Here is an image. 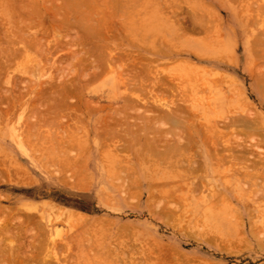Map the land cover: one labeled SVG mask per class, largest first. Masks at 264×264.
<instances>
[{
  "label": "rangeland",
  "instance_id": "374dc122",
  "mask_svg": "<svg viewBox=\"0 0 264 264\" xmlns=\"http://www.w3.org/2000/svg\"><path fill=\"white\" fill-rule=\"evenodd\" d=\"M36 1L0 0L1 40L4 41L7 34L10 35L9 30L6 31L4 29L6 25H9L7 27L13 35V38L8 36V40H16L18 38L17 34H13L12 25L10 26L8 21L18 20V16L19 21L25 16L26 18L29 15L35 16L36 13L33 12L38 8L39 3V7L41 5L42 7L36 11L42 9L45 13L39 11L37 17L40 15L43 18L35 23L38 24L45 18V21H43V23H47L44 26L45 28L47 27L45 31H47L46 33L49 31V37L46 34L48 37L46 38L52 39L54 43L55 40L53 38L55 37L53 36H58L59 34L55 33L52 26L53 21L59 22L64 20L62 17L67 19L69 17L71 22L77 19L91 23L90 14L96 11L94 14L98 15L97 11H99L100 18L104 13L106 14V21L109 22V25H118V28L114 29L115 33L117 31L121 38L123 35L126 39H129V43L126 42L128 45L124 44V51L146 55L147 58L153 61V67L158 73L166 78V82L176 87L178 92H180L179 89L181 90L179 95L176 94L177 97L174 96L177 99L179 98V100H174H177V103L180 102L182 106L185 105L190 108L191 116L194 117L193 121L196 124L195 129L200 130L202 135L204 123L210 119H212L211 123L217 120L218 123L222 122L220 124L222 125L223 120L224 122L226 120L225 123H227L229 117L235 118H233L232 114L235 116L239 112L245 113L247 111L254 113L253 115L256 113L254 120L257 115L263 119L260 114L264 116V101L261 97V88H263L262 84L264 83L259 80L262 83V87L257 84L260 78L257 72L260 71L261 73V70H264V44L261 47L253 46L252 50L248 48V44H252L255 39L260 38V32H263L261 30L264 29V13L257 15L256 10L260 7L262 8V5L264 6V0H244L242 3H246L245 5L240 4L239 0L238 2L237 0L236 2L235 0H106L107 3L106 1L104 3V0H95V9L92 11L94 7L91 8L90 13L87 12V8L92 7L93 2L88 7H86L88 5L87 2L85 3L86 6L81 7V4H84V0H79L81 2L79 5L77 0H74L73 4L71 0L67 2L62 0V5L60 0H56L57 2L55 0ZM30 2H34L33 6ZM75 2L77 3L75 4ZM68 3L70 4L69 6L72 4L74 7H68ZM44 4H46V7H44ZM48 4L53 6H48ZM20 5H31L32 8L29 7L28 9L27 7V11L26 7L22 9ZM75 6H78L79 9L78 7L75 8ZM209 8L212 9L211 12ZM247 8L251 9L252 17L245 18L243 16V11ZM53 9L58 12H54ZM20 10L25 11L21 12ZM82 10L87 12V14ZM193 11H196L195 15H197L195 20L201 14L204 15V18L209 17H207L209 19V25L207 24V26H210L208 28L210 32L207 30L194 33L190 30H181L180 26L185 25L184 21H187V25H190V18L194 15L192 14ZM24 12H29V15ZM88 13L90 15L88 16L89 18L87 17ZM17 14H25V16L21 17ZM232 15L235 19L231 18ZM201 18L203 19L202 15ZM31 19V17L30 19H23V22L31 21ZM33 19L31 22L35 21ZM198 19L201 20L200 17ZM94 20L97 21L96 17ZM123 22L124 26L122 27ZM204 22L206 24L207 19ZM132 23L137 24V26ZM25 25V28L30 27L29 24V27ZM47 25L52 27V29L50 30ZM7 27L5 28L7 29ZM38 28H33V31L30 29L29 33L27 31L23 32V27L19 28L18 31L23 34L22 37H25V39L29 37L30 39L36 36H43L42 30V33H40ZM12 29L16 31V28ZM34 29L37 32H34ZM72 29L69 32L70 35L77 30L73 31ZM111 30L110 33H114L113 29ZM71 31L73 32L71 33ZM4 34L6 35L4 36ZM43 34L45 37V33ZM74 34L72 36L78 37ZM261 37L264 40V36ZM62 46L64 47V44ZM69 46L70 48L64 47L63 49L62 47L63 50L60 48L59 51L58 48L54 49L55 51L52 50L50 53L41 51L42 56H40V51H37V53L33 51L34 49L28 51V53L23 50L19 51L21 55L18 53L19 56L16 58L11 56V58L13 57L11 60H15L12 61V64H9L10 66L3 68L4 71L7 68L5 72L3 70L2 73L0 72V104L2 105H0V118H2L0 119V225L1 223L3 225V222L8 220L9 215L15 230H19L22 227L20 224H25L24 229L28 233L25 230L23 241H26V244H30V242L35 244L37 242L38 248L41 245V249L37 251V253L39 252L37 259L38 257H43L46 259L43 260L45 262L49 260L48 263L51 262L50 264H264V200L259 199L261 198L258 197L259 192L254 191L253 186H250L253 181L251 184L249 182V185L247 179L242 176L244 181L246 180L242 182L243 180L241 179L243 178H239L240 172H235L236 169L234 170L237 166L236 164L233 169H229V166L221 165L222 167L220 166L221 168H219L224 173L228 168L225 174L222 171V173L213 171L212 169L215 167H208L207 176L202 175L200 172V177L202 176L204 184H202L204 187L201 190L203 195H205L204 197L201 195L202 192L194 195L190 190L189 192L191 193H187L188 189L185 188L182 192H184L186 197L182 198L179 195L181 199H175V196L172 195L174 197L168 199V196L166 197L160 190L162 188V190L172 188V183L177 180V177L175 176L176 180L173 177V180L171 179L172 175L165 174V172L170 170L166 164L167 162H165L167 159L166 155H162L161 158L165 157L162 160L167 165L168 171L161 159L160 163L163 164L161 165L163 167L154 164L157 160L154 161L153 159V163L152 155L151 160L149 159L150 161L144 159L148 163L141 158L140 162L142 160L144 162L142 165L136 160L138 156H136L135 151L141 150L142 154L143 152L146 153L143 147L145 148L144 143L147 142V139L150 137L152 139L153 137V140L157 141L159 139L158 141H160L165 134L163 131L169 130L170 124L164 126L160 122H156L157 120L152 119L153 116L149 121L144 122V119L139 114L133 111L132 115L130 111V116L132 117L128 121V126L131 125L130 129L132 132L129 137H125L121 141L132 143L134 152L132 148L127 151H119L120 158H117L115 155L116 150L112 148L114 145L110 144L109 147L99 144L98 137L95 136V134L97 135V130L95 131L96 122L94 124L95 119H102L106 112L108 114L110 112L115 113L116 106L123 103L121 92L124 88L120 87V90L115 91L111 89V72L109 73L111 75L108 74L109 76H101L84 82V87L81 88L85 93H83L85 96H81L83 99H92L102 106L107 104L104 111L99 110L96 112L91 110L90 112L93 113L90 115H79V119L76 122L72 121V117L70 118L71 120H66L64 117L58 116L56 121L58 123L52 124V126L48 124V121H41L36 113L30 112L31 104L36 100L35 97L38 99V95L42 94L41 91L49 87V83L54 84L63 79H71L74 77L73 73L84 66L73 57L79 54L76 53L80 49L76 51V47V50L72 51L73 47L71 46L73 45ZM20 47L22 49L23 46L19 45L18 48ZM1 53L3 52L1 51ZM33 53H37V57ZM22 54L25 55L22 56ZM42 57H44L43 60ZM202 60L205 61L202 62ZM14 74L16 78H19L15 80ZM256 75H258V79ZM42 83L41 87L44 86L43 88L40 87ZM74 89L75 93H77V89ZM6 91L14 100V103L11 102L16 105H11V102H9L10 98L9 100L7 99V102L1 100L3 96H8V94L3 95ZM86 91H88V95ZM19 92L21 100L19 99L18 103L17 98L19 96L17 94ZM156 92L160 93L161 90L156 89ZM92 93L95 94L93 95ZM226 93L233 94L226 97ZM74 95L73 97L71 96V102L77 101L76 96L78 94L75 97ZM241 96H244L246 101L245 99L242 100ZM41 97H43L41 102L43 103L44 101L45 103L44 96L41 95ZM164 97L167 99L173 98V96L169 95H164ZM1 102H6V106L5 103ZM110 104L112 105L109 106ZM7 106H9V110L13 107L11 109L13 114L9 115L10 111L2 110L4 107L7 109ZM38 106L36 105L35 107ZM42 106L43 104H40L39 107L41 108ZM24 107L26 108L24 109ZM92 107L94 106L92 105ZM143 107L141 106V108ZM1 111L7 115L4 114V116ZM231 112L233 113L231 114ZM240 114L237 118L241 117L242 119L245 117ZM247 114L245 113V115ZM249 115L253 117L252 114ZM138 116L140 117L137 119ZM251 119L253 120V118ZM90 120L93 121V125L89 124ZM257 120L258 122L260 121L256 117ZM198 121H200V125H197ZM36 122H39V124L28 127ZM78 123V127L82 128L81 130L75 128ZM140 123H146V125L141 126ZM256 124L255 127L257 129H254L251 134L255 133L254 131H256V134L261 131L259 133V136H261L264 132V125L260 129L259 124L257 126ZM222 126H220L221 128L217 127V129L224 130V127L226 129V126L223 128ZM236 126H238L235 128L239 132L241 129L247 131L242 124ZM28 130H30L29 139L27 138L28 136L26 137ZM157 136L161 137L158 138ZM253 136H250L251 139H253ZM254 137H258V135ZM244 138L246 140L243 143L244 145L246 144L245 147L243 146L245 149H247V145L249 146L251 143L255 145L257 143H254L257 138L254 141L247 139L246 136ZM169 139L171 141L172 138ZM168 140L165 141L166 144ZM159 144L160 142H158ZM196 146L198 151L200 148L201 153H199L202 154V148L205 149V147L201 144ZM196 146L193 149L194 151L197 150ZM263 147L261 146V148ZM238 150L244 151L239 148ZM254 150L252 148L253 152ZM239 151L237 152L239 153ZM228 153L226 151V154ZM257 153L252 155L255 158L260 153L264 155V151L258 153V155ZM142 154L139 155L142 156ZM156 156L158 155L156 154ZM169 157L171 158L172 156L170 155ZM196 159L201 160L200 162L203 161L204 165L207 163L202 156ZM252 159L254 158L252 157ZM252 159L248 162L251 163ZM262 159L261 161H264ZM169 161L171 160L169 159ZM240 163L242 164L243 162ZM241 164H238V166L240 165L239 167H241ZM230 165L232 166V164ZM263 167H259L260 172H262ZM170 168L171 172H173V167ZM230 170L235 173L233 174ZM194 179L193 177L190 178V180ZM239 179L243 184H247L246 186L245 184L243 185L245 188ZM168 181H170V185L167 186ZM163 182H165L164 185H162ZM178 182L180 184L178 180L175 183ZM211 183H213L212 186ZM240 185L244 188L243 190ZM248 185L252 190L248 189L250 188ZM254 187V189L257 188L256 186ZM211 188L218 191L217 193L215 191L216 195L211 193ZM161 192L164 196H162ZM252 192L254 197L250 195ZM248 193H250L249 196L252 199L247 196ZM177 194L175 193V195ZM209 194L211 196L213 194L214 197L218 194V196L216 197L217 199L211 198L212 200L210 199L206 203L209 199ZM205 197L208 199L206 200ZM168 206L169 209L167 208ZM170 207L174 209L173 214L170 212ZM166 208L169 211H166ZM162 212L165 214L169 212L171 215L169 213L165 215ZM248 213L250 214L249 217ZM257 225L259 229H256ZM258 230H260L259 233H257ZM255 232L257 239L256 236L254 237ZM3 239V237H0V240H2L0 241V253L2 251L4 253L0 254V259L4 258L6 260L5 258L9 254L8 258L11 260L9 263H11L13 256L11 247L15 246L16 243L6 242ZM257 242L260 247H258ZM25 262L27 261L25 260ZM28 263L31 262L29 261ZM0 264L5 263L0 261Z\"/></svg>",
  "mask_w": 264,
  "mask_h": 264
},
{
  "label": "bare ground",
  "instance_id": "6f19581e",
  "mask_svg": "<svg viewBox=\"0 0 264 264\" xmlns=\"http://www.w3.org/2000/svg\"><path fill=\"white\" fill-rule=\"evenodd\" d=\"M61 1L62 0H60V2ZM65 1L67 2L69 0H65ZM73 1L74 0H71V3ZM77 1L79 2V0H77ZM96 1H98V0H96ZM105 1L106 0H104L103 2L105 3ZM34 2H30V3H32L31 4L32 6H33V3ZM36 2H39V1L37 0ZM86 2L88 3L87 6L85 4ZM92 2H93V4H92ZM94 2H95V0H92L91 2H90V0L89 1H87V0L85 1L84 0V4H81V2H79L78 5L81 4V7H83L84 5L86 7H88L89 4L91 3L93 6L90 5L92 7H89V9L87 8V10H88L87 12H89L91 10V8H93V7L94 8H93L92 11H94V9H95ZM235 2H236V0H235ZM237 2H238V0H237ZM242 2H244V0H239V3L240 4H243V5L246 4V3L244 4ZM69 3L67 4L68 7H71V6L74 7L72 5L73 3L71 4V6H69L70 5ZM76 3L77 2H75V4ZM106 3H107V1H106ZM36 4H38V3H36ZM36 4H34V5H36ZM42 4H43V2H42ZM60 4L62 5V2ZM31 5L30 6H27V5L21 6L20 5V6L22 7V9H24L25 7H26L25 9H27V7L29 9V7L32 8ZM39 5H40V3H39ZM39 5H38V8H41L42 5H41V7H39ZM44 5H45L44 7H46V4H44ZM51 5L48 4V6H51ZM36 6H35V8H36ZM65 7H66V5H65ZM68 7H66V8L68 9ZM77 7L78 6H75V8H77ZM16 8H18V7H16ZM262 8H264L263 5H262ZM262 8L260 7V8H258L256 10L257 11V15H262L264 13L263 12L264 10H262ZM28 9H27V11H28ZM48 9H49V7H48ZM78 9H79V7H78ZM36 10H35V12H33V13H36L35 16L29 15L28 14L29 12H24V13H27L29 15L28 16L29 19H30V17L32 19L34 17L33 20H35V21H33V22H31L32 19H31V21L28 20L27 22H23L25 19H28V18H26L25 14H23L25 16V18H21L23 15L17 14V15H20L21 16L20 18L22 20H20V21H19V16H18V18L16 17L18 20L8 21L9 19H11L10 17L7 20L9 22L10 26L11 25L12 26H15V27H12L11 26V30L13 31V34H17V37L18 38L16 40L15 39L8 40V36H10L9 38H11V37L13 38V35L10 33V29L8 28L9 25L4 26V29L6 31L9 30L8 32H9L10 35H8L7 32L5 31L6 34H7V36L4 39V41L1 40L2 37L0 38V55H1L0 56V72L2 73V70L4 71V69H3L4 67H8V66H10L9 64H12V61L15 60V59L11 60L13 57L16 58L17 56H19L18 53L21 55V52H19V51H22L23 50V51H27V53H28V51H31L32 49H34L33 51H35V52H37V51L39 52L40 51V53H41V51H42L44 53V51H46V52L48 51L50 53V51H52L54 49L56 50L58 48V51H59L60 48L62 49V47H63L62 44H64V47H66V48H70L69 45H73V46H71V47H73V49H71L72 51L73 50H76V49H77L76 51H79V49H80V51L76 53V54L79 53L78 55H76V56H73L72 55V56L74 58H76L75 59L76 61L79 60L80 63L82 65H84V66L82 67V69H80V70L76 71L75 73H73L74 74V77L71 78V79H67V80H64L63 79L62 81H58V83H56V82L54 83L53 82L54 84H51V83L48 84L47 83L49 85V87L46 88L45 90L43 89L44 91L43 90L41 91L42 94L39 93L42 96H44L47 104H46V102L44 103V101L42 103L41 101L43 100V97H41V95H38V99L39 100L37 99V97H35V99L37 101H40V102H37L36 100H34L33 102L36 101L35 102L36 104L34 103L35 106L36 105L37 106L38 105L40 106V104L41 105L43 104L44 107L43 106L41 108L39 106L38 107H35L34 104H33V102H32L33 105L30 103L31 106H32L30 108L31 109V111H30L31 113L32 112L33 113H36V115H38V118L41 121L42 120L48 121V124L50 126H52V124L58 123V122H56L57 119H58L57 118L58 116L64 117V119H66V120H71L70 118L72 117V119H73L72 121L76 122L77 119H79V115L80 116L81 115H90L91 113H93V112H90L91 110L92 111L94 110L96 112L99 111V110L104 111V108L106 109V107H107L106 105L107 104L106 105L103 104V106H102V105H99L98 103L94 102V100H92V99H88V98L83 99V97H81V96L82 95L85 96L84 95L85 93H84L83 89H81V88L84 87V82L97 79V78H99L101 76H106V75H108L111 72L112 76H111L110 87H111V89L113 91L120 90V87H123L124 88V90L121 92V94L123 95L122 96L123 103H121V105H119V106H116L115 113L114 112H110L108 114L106 112L105 116H103L102 119H100V120H99V118L98 119L97 118L95 119L94 124H95V122L97 124V125L95 124V131L97 130V132H96L97 135L95 134V136L98 137V142H99L100 145L109 146V147H110V144L114 145L112 148L114 150H116L115 155H116L117 158H120L119 157V151L120 152L122 150L123 151L124 150L127 151V150H131V148H132V151L134 152V149H133L134 148V145L132 143H130L128 141H124V142L121 141L125 137L126 138L129 137V134H131V132H132L131 129H130V126L131 125L128 126L129 125V122L128 121L130 120V117H132V116H130V111H131V114L132 115H133V111H134V113L139 114L142 117V119H144L143 120L144 122L149 121V119H151V117L153 116L152 119L157 120L156 122H160L164 126L170 124V128L167 131H165V130L163 131L165 133L164 134L165 137L164 136H162V137L161 136H157L158 138L161 137L160 141H158L159 139L157 141L153 140V137H152V139H150L151 137L148 138L147 139V142L144 143L145 148L143 147V149L146 150V153L143 152V154H142L141 153V150H136L135 149L136 150L135 152L137 154V155L136 154L135 155L138 156L136 160L139 163H141L142 165L144 163L143 162L144 159H148L147 161H150L151 160V155H152V161L154 159V161L157 160V162L159 161V163H160V159L161 160L162 159H165L164 156L166 155V158L168 160L166 159L165 162H167L166 164L168 165V168L170 170L168 171L167 165L165 164L164 160H162L163 164L166 166L165 167L166 170L168 171V172H165V174H168L169 176L172 175V178L171 177L170 178L173 179V177H174L175 180H176V178H175V176H176L177 177V180L180 181V184H179V182L178 183H175L177 180L175 182L173 181L174 182V183H172L173 184V187L171 185L172 188H168L167 187L168 189L162 190L163 189L162 188L160 190V191H162L164 193V195L166 197L168 196V199H170L171 197H174V196H175L174 197L175 199L176 198L177 199L178 198L181 199V197L182 198L183 197H186V195L184 194V192H182V191L185 190V188L188 189V192L187 193H191V192H189V190L192 191L194 193V195L198 194L199 192L200 193L202 192L201 195L204 197L205 195H203V191H201V190H203L202 187H204L203 186L204 184H203L202 178H201L202 176L200 177V174L201 173H202V175L207 176L206 174H208V172H207L208 167H212V168L215 167V168L212 169L213 171H216V172L217 171H220L221 172L222 171L220 169L222 167L221 165H224L225 167L226 166L227 167L229 166V169H233L236 165L238 166V164H241L240 162H243L241 164L242 165L241 167H239L240 166L239 165L238 167L236 166V168H234V170L236 169L235 172H240L239 175L241 177L238 175L239 178H243V177L246 178L247 181H248V184H249V182L251 184L252 181H253L252 185H250V184L249 185L250 186H253L252 188H253L254 191L256 190V192H259V194H258L259 196L258 197H261L259 199L264 200V172H263L264 163H262L264 161H261L262 156H264V155H261L262 153H260V152L264 151V149H263L264 148L263 147L264 146L263 145L264 144V138H263L264 132L262 131L263 132V134H261L262 138H261V136H259V133L261 131L259 133L257 132V134H256V131H254L255 133H252L251 134V132L254 129H257L255 127V124L256 123H257L256 126L259 124L258 126H260V129L264 125V116L262 114H260V115H261V117H263V119L260 118L258 115L256 116L257 118L260 119V121L258 122V120L256 121V117H255V120H254V116L256 115V113H255V115H253L254 113H252V112L249 113V111H247L248 114H247V112H245L247 114V115H245V113L239 112V113H241L240 115L243 114L242 116H245V117H243L241 119V117L240 118L239 117L237 118V116H239V113H238V115L235 114V116H234V114H232L233 112H231L233 118L235 117L236 119L235 118L232 119V118H230L227 115V117H229L228 118V122L225 123L226 120H225V122L223 120V124H225V125H223V124H222L223 126L220 125L222 122L221 123H218L217 120H216V122L218 123V125L222 126V128L224 126H226V129H225V127H224V130L221 129L223 131H221L219 129V128H221L220 126H218V125L216 126V124H217L216 122H214L215 124L214 123H211L212 122L211 121L212 119L208 120V122L205 121L206 123H204L202 121L205 124V125L203 124L204 125L203 126L204 128H202V131H203V135H202V132L200 130L195 129L196 124L194 123L195 121H193L194 120V117L191 116V110H190V108H187L188 106L186 107L185 105H184L185 107L182 106V104H180V102L177 103L178 102L177 100H179V98L177 99V98L174 97V96H176V94L179 95V93L181 92V90L179 89L180 92H178V90H176V87H174L173 85H170L168 82H166L167 81L166 78H164L161 74L158 73V71L153 67V61L150 60L149 58H147L146 55H142V54H139V53H136L135 54V53H132V52H128L127 50L126 51L123 50V48L125 47V45L126 46L128 45V44H126V42L129 43V41H128L129 39H126L123 35H122V38H121L120 37V34H117V31L115 33L114 29H116V27L118 28V25L117 24H110L109 25V22L106 21V14L105 13L100 18L99 11H97L98 15L94 14V13H96V11H95V12H92V14H90L91 16L89 15V13H90L89 12L88 15H87V17L90 16V18L89 17L88 18L90 19L91 23L84 22L83 20L82 21L81 20H77L75 17L74 18L76 19V21L74 20L72 22L69 20L70 19L69 17H68V19L66 17L65 18L62 17V19H64V20L59 21V22L53 21L52 22V24H53L52 26H53V28L55 30V33L59 34L58 36H53V37H55V38H53L55 40V43H54L52 41V39H50V40L47 39L49 37V31H48V33H46L47 31H45V30H47V27L46 28L44 27V26H46L47 23L46 22H44L45 24L43 23V21H45V18L43 19L42 22H38V24L35 23L37 21H41V19L43 18V17L41 18L40 15H39V17H37V14H39V11H42V9L41 10H38V11H36ZM45 10H46V8H45ZM49 10H51V9H49ZM55 10H54V12H58V11H55ZM69 10H71V8H69ZM209 10L211 12L212 9L209 8ZM22 11H25V10H22ZM82 11H81V13H82ZM83 12H85V11H83ZM87 12H85V14H87ZM193 12H192V14L195 15L196 11H193ZM14 13H16V11H14ZM43 13H45V12H43ZM100 15H102V14H100ZM194 15H192V16L190 15L192 17V18H190V21L192 20L191 23L189 21V24L191 26L190 25H187V21H184L185 22V25L184 26H180L181 30H183V29H184V31L190 30L191 32H194V33H200L202 31H204V32L207 31L208 28H210V26H207L208 20H209L208 18L209 17L207 16L208 18L207 17L204 18V15L201 14L202 17H203V19L201 18V15H200L199 17H200L201 20L198 19L199 17L196 18V20H195V17H197V15H195V16ZM92 16H93V18H92ZM94 16L96 17L97 21L94 20V18H95ZM97 16H98V18H97ZM243 16L245 18L252 17L253 14L251 12V9L247 8L246 10H244L243 11ZM36 17H37V19L38 18H40V19L37 20V19H35ZM54 17H56V16H54ZM13 18H14V16H13ZM231 18L232 19H235L233 17V15L231 16ZM60 19H61V17H60ZM60 19H58V20H60ZM204 19L205 20L207 19V23L206 24L204 22L205 21ZM202 20H204V21H202ZM245 22H246V20H245ZM25 24H27V25H25ZM28 24L32 28H30ZM33 24L34 25L36 24L38 26H36V25L34 26ZM132 24H135V23H132ZM21 25H23V26H21ZM24 25L26 27L28 26L29 28H25ZM135 25L137 26V24H135ZM0 26H2V25L0 24ZM50 26H51V24H50ZM123 26H124V22L122 24V27ZM132 26L134 27V25H132ZM132 26H130V27H132ZM5 27H7V29ZM21 27H23V29H22L23 32L24 31L25 32L27 31L28 33L30 32V29L33 31V28H35V27L38 28L39 27L40 29L38 28V31H40V33H42V32L45 33V37H44V34L42 33L43 36H40L39 35L40 37H37V36L35 37L34 36L35 38H30L29 39V37H28V39H25V37H22L23 34L18 31V29L19 28L21 29ZM12 28H16V31L14 29H12ZM48 28L50 30L52 29V27H49V26H48ZM25 29H27V30H25ZM71 29L73 31L75 29H77L76 30L77 32L76 31L74 32L76 34L72 33L73 31H71L72 34L70 35L69 32H70ZM111 29H113V32H114L112 34L110 33V31H112ZM41 30H42V32H41ZM117 30H119V29H117ZM261 31H263V32H260L261 34L260 33L259 34L261 36H264V29L261 30ZM34 32H37V30H35ZM208 32H210V30H208ZM40 33H38V34H40ZM262 33H263V35H262ZM1 34H2V32H1ZM6 34H4V36ZM46 34L48 35V37H47ZM73 34L74 35H77L78 37L72 36ZM261 36H260V38L255 39L252 44L251 43L248 44V48L250 50H252L253 46H255V47H261L264 44L263 37H261ZM50 37H51V33H50ZM132 44H134V43H132ZM19 45H22L23 46L22 49H21V47L18 48ZM80 45H81V48H80ZM64 47H63V49H64ZM51 48H53V49H51ZM1 51L3 53H1ZM12 51H17V52H13L12 53ZM37 53L36 54L33 53V54H35L34 56H36ZM49 53H48V55H49ZM15 54H17V55L14 56ZM51 54H52V52H51ZM23 55H25V54H22V56ZM28 55L29 56H32L31 54H28ZM28 55H27V57H28ZM48 55H47V57H48ZM11 56H13V57L11 58ZM40 56H42V53H41ZM47 57H45V58H47ZM43 58L44 57H42V60H43ZM74 58H73V60H74ZM200 59L201 58L199 57V60ZM26 60H27V58H26ZM79 61H77V62H79ZM203 61H205V60H202V62ZM5 69L7 70V68H5ZM261 71H262L261 73H260V71L257 72V74L259 75V77L261 79L260 78L258 79V75H256L257 76V79H258V82H259V83L257 82V84L258 85L260 84V86H261L262 83H264V81H263L264 80L263 79V77H264V70H261ZM1 73H0V75H1ZM111 74H109V75H111ZM22 75H23V73H22ZM261 76H263V77H261ZM13 77H15V80L19 78V77L16 78V75L13 76ZM60 78H61V76H60ZM259 80L262 83H260ZM43 83L40 84V87L43 85ZM48 85H46V86H48ZM262 85H263V88H264V84H262ZM43 87H41V88H43ZM41 88H39V89H41ZM74 88L77 89V93H75L76 91H75ZM263 88H261L262 89V96L261 97H262V99L264 101V90H263ZM156 89L161 90V92L160 93L159 92H156ZM26 91H27V88H26ZM7 92L8 91H6V93L3 94V95H7L8 94ZM87 92L88 91H86V94H87ZM29 93H28V95H29ZM74 94H76V95L78 94V95L76 96ZM92 94L94 95L95 93H92ZM230 94L231 93H229V94L226 93L225 96L227 97V95H230ZM232 94H231V96H232ZM17 95L19 96L20 95V92ZM73 95H74V97L75 96L77 97L76 98L77 101H75V102H71L70 101L71 96L73 97ZM164 95L173 96V98L167 99V98L164 97ZM8 96H3L1 100L7 102L9 100V98H10V101L9 102L12 101L14 103V100L10 97L9 94H8ZM16 96H15V98H16ZM231 96H229V97H231ZM20 97L21 96H19L17 98L18 99V103L21 100ZM241 97H242L241 98L242 100L245 99L244 96H241ZM174 99H177V100H174ZM245 101H246V99H245ZM245 101H242V102H245ZM6 102H1V103H5V106H6ZM12 102H11V105L13 104ZM91 104L94 107H92ZM13 105H16V104H13ZM111 105L112 104H110L109 106H111ZM140 105L141 106H144V107L141 108ZM8 107L9 106H7V109H6V107H4L5 109L2 108V107L1 108L4 111L5 110L6 111L8 110V112L10 111V114L8 113L9 115L13 114V113H11V109L13 107H11L10 110L8 109ZM20 108H22V106H20ZM25 108L26 107H24V109ZM188 111H190V112H188ZM1 112H2L3 115L4 114L7 115L6 113H3V111H1ZM96 112H94V113H96ZM235 113H237V112H235ZM249 114H252L253 117H251ZM127 115H129V116L127 117ZM140 116H138L137 119ZM247 116H249L250 118L247 117ZM0 117H1V115H0ZM133 118H135V117L133 116ZM251 118H253V120ZM0 119H2V118H0ZM199 122L200 121H198L197 125L199 124ZM37 124H39V122L32 123L28 127H31V125L34 126V125H37ZM89 124L93 125V121L90 120ZM238 124L239 125L242 124L243 127H245V129H247V131H243L241 129L240 132H239L238 129L235 128V127H238V126H236ZM78 125H79V123L75 125V128L77 130H81L82 128L81 127H78ZM145 125H146V123L141 124V126H145ZM217 127H219V128L217 129ZM243 127H241V128H243ZM75 128H72V129H75ZM239 129H240V126H239ZM263 129H264V127H263ZM28 131L29 132L26 135V137L28 136L27 138L29 139L30 130H28ZM242 132H245V133H242ZM246 133H247V135L249 133V135L247 136ZM242 134H243V136H241ZM255 134L258 135V137L260 139L258 137H254V136H256ZM251 135H254L252 137L253 139H251V137H250ZM221 136H222V138H221ZM245 136L247 137V139H251L253 141L257 138L255 140V142H254V143H256V142L257 143L255 145H253V143H251L249 146L252 147L253 149L259 151L258 153H260V154H259V156H257L258 158L257 157L255 158L253 156L254 154L257 153V151L255 152V150H254V152H255L254 153L252 151V148L250 149V147L248 145H247V149L244 148L246 146V144L245 145L243 144L246 141L245 138H244ZM162 138H164V140H162ZM169 138H172L171 141H170ZM28 139H27V141H28ZM167 140H168V142L166 144L165 141H167ZM119 141H121V142H119ZM158 142H160L159 145H158ZM162 143H164V144H162ZM146 144H148V145H146ZM198 144H201V145H203L205 147V149L202 148V154H200L201 153L200 148H199V151H198V147L196 146ZM195 146L197 147V150L196 151L193 150V149H195ZM261 146L263 148H261ZM248 147H249V150H248ZM222 148H223L224 153L222 151ZM238 148L241 149V150H244L245 149L244 150L245 152L244 151H239ZM242 148H244V149H242ZM226 151H228L229 153L226 154ZM237 151H239V153ZM192 152L193 153L195 152V153L193 154ZM138 153L139 154H142V156H140ZM258 153H257V155H258ZM156 154L158 156H156ZM143 155L146 156V157L147 156H149V157L146 158ZM154 155L156 156V159H155V156ZM162 155H164L163 156L164 158H161ZM167 155H169V156L171 155L172 157L171 158L169 156L167 157ZM196 155H199V156H196ZM201 156H202V158H205V161H207L206 165L203 164L204 163L203 161L200 162L201 160H197L196 159L197 157H200L201 158ZM252 157L254 159H252ZM141 158H143V160L140 162ZM175 158H176V160H174ZM249 158L252 159L250 161L251 163L248 162L250 160ZM169 159L171 161L172 160L173 161L171 162V161H169ZM255 160H257V161H255ZM262 160H264V157H263ZM144 161H146V160H144ZM147 161H146V163H148ZM154 161H153V163H154ZM151 162H149V163H151ZM157 162L155 161L154 164H158V165H160V167H163V166H161L163 164H161V163L159 164ZM169 163H170L171 166L169 165ZM227 163H229V164H227ZM172 164H174V165L172 166ZM212 164L215 165V166H213ZM230 164H232V166ZM243 164H244V166H243ZM144 165H147V164H144ZM169 166L174 168V169L172 168V171L174 170L173 172H171V168ZM148 167H150V166H148ZM259 167H263L262 168V172H260L261 170H260ZM222 169H224V168H222ZM227 169H226V171H227ZM226 171H225V173H226ZM230 172H232L233 174L235 173L233 170L232 171L230 170ZM225 173L223 172V174H225ZM192 177L195 178L194 179L195 181L194 180H190V178H192ZM244 178L241 179V180H243L242 182H245L246 181V180L244 181ZM152 179H154V178L152 177ZM152 179H150V180H152ZM171 179H170V181H172ZM241 180H240V183L242 184V186L244 184L246 186L247 184L246 183L243 184L241 182ZM249 180H251V181H249ZM170 181H168V184H166L167 186L170 185L169 184ZM164 184H165V182L162 183V185H164ZM212 184L213 183H211V186H212ZM205 185H206V183H205ZM245 186H243V187L245 188ZM254 186H256L257 188L254 189L255 188ZM213 187L215 188V186H213ZM240 187H241V185H240ZM164 188H166V187H164ZM214 188L213 189L211 188L212 189L211 190V193H215L216 190H214ZM244 188H242V190ZM259 188H260L261 192H260V190H258ZM208 189L210 190L209 187H208ZM248 189H251V187L248 188ZM213 190H214V192H212ZM162 192H161V194H162V196H164ZM177 192H179V193L177 194ZM217 192L218 191H216V193ZM249 192H250V190H249ZM253 192H252V194L248 193L247 196H249V194H250L252 197H254ZM175 193L178 196L175 195ZM216 193H215V195H216ZM172 195H174V196H172ZM206 195H208V194H206ZM210 196H208L209 199L206 198L207 196L205 197L206 200L208 199L207 201L205 200L206 203H208L211 198L212 199L216 198L218 196V194L215 197H214L213 194H212L213 197L212 196L210 197ZM219 196H221V195H219ZM251 196H249V197H251ZM252 197H251V199H252ZM202 199H204V198H202ZM255 200H256V198H255ZM260 202H263V201H260ZM245 205H246V203H245ZM167 208L169 209V206ZM167 208H166V211L168 210ZM164 209H165V207H164ZM170 209H171L170 212H172L171 214H173V210L174 209L171 208V207H170ZM175 211H174V213H175ZM168 213H166V214H168ZM163 214H165V213H163ZM171 214L169 213V215H171ZM249 215L250 214L248 213V217H249ZM241 217H243V216H241ZM10 218L11 217L9 215L8 218H7L8 220H6L5 222H3V225L1 223V225H0V237H3L4 238L3 240H5L6 242L9 241V242H12V243L13 242L16 243V244L13 243V244H15V246L12 245L13 247H11V249L13 251L12 262L9 263L11 261L10 258H8L9 254H8L7 258H5L6 260H4V258H2V260L0 259V261L2 263L4 261L5 264H8V263L9 264H27V262H29V261L31 263H28V264H50L51 262L48 263L49 262L48 259H47L48 262H45L44 260H46V259L43 258V257H41V258L38 257V259H37V254L39 253V252L37 253V251H39L41 249V245L39 246L40 248H38V246H37L38 244H36L37 242L35 244L34 243H31V242H30V244H26L25 243L26 241L25 242L23 241L24 240L23 237H25L24 233H25V230H26V229H24L25 228L24 227L25 224H20L22 227L19 230H15L14 229V224L12 223V221L10 220ZM258 227L259 226L257 225V228L256 229H259ZM256 232L254 233V237L256 236V239H257L258 237H257V235H255ZM259 232H260V230H258L257 233H259ZM26 233H28L27 230H26ZM0 241H2V240H0ZM28 241H30V240H28ZM258 242H257V244H258ZM259 244H261V243L259 242ZM259 244H258V247H260ZM4 245H5V242H4ZM8 245L10 246V244H8ZM9 246L8 247L5 246V247L6 248H10ZM8 252L10 253V250L9 249H8ZM0 254H4L3 251ZM25 260L27 262H25Z\"/></svg>",
  "mask_w": 264,
  "mask_h": 264
}]
</instances>
